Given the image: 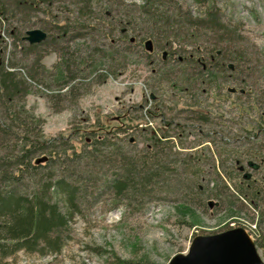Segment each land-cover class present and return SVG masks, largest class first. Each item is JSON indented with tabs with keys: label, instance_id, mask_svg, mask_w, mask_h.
Returning <instances> with one entry per match:
<instances>
[{
	"label": "rangeland",
	"instance_id": "1",
	"mask_svg": "<svg viewBox=\"0 0 264 264\" xmlns=\"http://www.w3.org/2000/svg\"><path fill=\"white\" fill-rule=\"evenodd\" d=\"M174 1L176 7L196 17H202L210 7H217L225 24L241 37L239 47L248 54L247 60L241 63L243 71L235 76H231L230 71L220 72L218 80L207 76L205 84L198 83L191 91L184 90L182 86L168 85L166 76H155L160 66L156 62L160 59L159 53L148 57L141 52L140 38L133 44L127 43L120 31L129 19L138 16L136 10L130 13L131 9L147 6V0H92L90 6L94 7V13L92 16L84 15L86 28L83 36L68 45L78 43L96 47L92 56L88 57L90 62H94L87 64L84 74L73 77L68 86L61 88L53 78L57 75L61 54L54 51L43 54L42 64L51 74H44V80L39 82L44 88L37 87L35 81L26 77L31 83L26 97L27 110L44 119L41 128L47 136L69 134L72 128H82L73 136L78 147L84 144L82 139L86 141L88 137H83L85 130L90 131L96 125L116 129L121 125L118 121L122 117L125 124L133 127L129 130L134 138L128 156L136 155L146 145H152V133H156L162 140V144L155 149L161 150L159 159L169 160L164 173L167 180L156 183L162 186L153 187L149 196L133 198L129 202L126 198L116 199L106 193L105 185L114 179V170H107L106 175L99 172L93 174L96 186H88L92 195L82 203L80 213L74 215L63 232L60 251L39 253L21 250L5 260L4 264H113L118 258L131 264H168L174 255L187 253L197 235L225 231L233 222L249 234L251 232V238L255 244L258 242L256 246L264 260L262 200L259 199L255 205V202L238 201L224 193L220 202L215 196H205L202 204H198L201 205L199 208L193 206L191 212L181 209V204L185 203V188L202 189L207 185L211 189L220 177L228 186L232 185V181L239 182L240 175V178L234 176L231 181L221 168L220 148L226 141L227 148L241 147L245 151L243 153H247L251 144L260 146L263 151L261 160L242 153L241 158L245 172H251L253 179L264 187V134L255 131L259 115L264 112V0ZM77 2L57 0L52 5L53 17L59 21L73 17L68 9L77 7ZM124 7L126 12L122 16L119 10ZM108 9L109 14L104 15V10ZM96 16L100 19L96 20ZM128 33L132 34L131 31ZM213 43L201 39L194 45L205 51L214 48ZM174 46L179 47V44L176 42ZM216 48L221 47L218 45ZM13 49L9 40L8 50ZM114 50L119 52L113 59L106 58ZM20 57L18 53L13 61L26 76ZM73 83L79 85L71 93L67 92ZM151 89L155 91L156 99L151 96ZM50 96L55 97L52 103ZM197 113H203L208 118H197ZM161 121L172 123L168 125L170 130L166 135L170 138L163 137L162 133L166 130ZM176 123L182 124V127L176 128ZM137 124L146 133L135 130ZM147 127L155 132H148ZM30 129L36 133L39 126L32 125ZM209 129L216 130L217 135L209 134ZM6 135H1L0 139L13 146L17 138ZM125 135L116 134L113 142L126 145ZM153 149L150 147L148 150ZM113 158L116 161L120 159L116 155ZM252 159L258 164L255 171L247 166ZM227 164L229 162H224V165ZM236 170L239 171L238 168ZM87 177L89 179V175ZM230 210L234 216L230 215Z\"/></svg>",
	"mask_w": 264,
	"mask_h": 264
},
{
	"label": "trees",
	"instance_id": "2",
	"mask_svg": "<svg viewBox=\"0 0 264 264\" xmlns=\"http://www.w3.org/2000/svg\"><path fill=\"white\" fill-rule=\"evenodd\" d=\"M56 1L0 0V136L7 134L6 136L17 138L13 146L0 139V262L3 264L21 250L59 252L64 238L63 232L69 227L74 215L80 213L79 207L82 203L90 199V188L96 186L92 180L95 179L93 174L99 172L106 175L107 170H114V179L105 185L106 193L116 199L126 198L129 202L133 198L136 200L149 196L153 187L162 186L156 183L167 180L164 173L169 160L159 159L161 150L155 149L158 144H162V140L156 133H152V145H146L136 155L128 156L134 138L129 130H133V127L125 124L122 117L118 121L121 125L116 129L113 126L107 128L96 125L97 128L85 130L83 137H88L86 141L82 139L84 144L78 147L74 144L73 136L82 128H72L69 134L47 136L41 128L44 119L27 110L26 97L31 90L28 79L35 81L37 87L44 88L39 82L51 74L42 64L43 54L50 51L61 54L57 75L53 77L61 88L68 86L73 77L84 74L87 64L94 62H90L88 57L92 56L96 47L78 43L68 45L83 36L82 32L86 28L83 23L84 15L94 13V7L90 6L92 0H77V7L68 9L73 17L60 21L53 17L55 15L52 5ZM147 3V6L145 4L131 9L130 13L136 10L138 16L134 15L129 19L125 26L120 27V31L127 43L133 44L140 38L141 52L148 57L159 53L160 59L156 62L160 66L155 76H166L168 85L182 86L184 90L191 91L198 83L205 84L207 76L218 80L220 72L230 71L231 76H235L243 71L241 63L247 60L248 54L239 47L241 37L225 24L217 7H210L202 17H196L183 11L181 7H176L174 0H147ZM104 11V15H107L110 9ZM119 11L121 15L125 14L126 7ZM97 19L100 18L96 16ZM134 23V27L130 26ZM35 27L45 31L46 38L30 43L25 39V34ZM201 39L214 41L215 47L205 51L197 49L195 45ZM9 40L12 41L13 50H8ZM176 42L179 47L174 46ZM218 45L221 48H216ZM118 52L114 50L106 58L112 60ZM18 53L26 76L22 69L16 68L13 61ZM78 85L79 83H73L67 92L71 93ZM151 96L156 99L154 90L151 91ZM54 98L50 96L51 103ZM197 115V118L203 120L208 118L203 113ZM161 122L166 130L162 133L163 137L170 138L166 135L170 130L168 125L172 123ZM36 124L39 129L35 133L30 127ZM181 127L182 124L176 123V128ZM255 127L256 133L260 131L264 134V112L259 115ZM147 128L148 132H155L150 127ZM135 130L146 133L145 129H139L138 124ZM209 131L213 136L218 133L213 129ZM246 131L252 132L251 129ZM116 134H126V145L113 142ZM226 143L220 148L221 168L231 181L234 176L240 175L239 182L232 181V185L228 186L220 177L211 189L207 185L202 189L185 188V203L181 204L183 211L191 212L193 206L199 208L201 205L198 204H202L205 196H215L220 202L226 193L238 201L243 199L250 204L255 202V205L260 199L264 206V187L261 182L260 186L253 179L251 172H245L241 158L242 153L261 160L263 151L260 146L251 144L247 153H243L245 151L241 147L227 148ZM149 146L154 149L148 150ZM115 155L120 158L118 161L113 158ZM253 159L247 162V166L255 171L258 164ZM224 162L229 164L224 165ZM230 212L233 215L232 210ZM256 244L258 245L257 241ZM113 264L131 262L118 258Z\"/></svg>",
	"mask_w": 264,
	"mask_h": 264
},
{
	"label": "water",
	"instance_id": "3",
	"mask_svg": "<svg viewBox=\"0 0 264 264\" xmlns=\"http://www.w3.org/2000/svg\"><path fill=\"white\" fill-rule=\"evenodd\" d=\"M46 38L42 29L26 32L25 39L30 43ZM168 264H264L257 246L242 227L225 231L197 235L192 240L187 253L174 255Z\"/></svg>",
	"mask_w": 264,
	"mask_h": 264
},
{
	"label": "bare ground",
	"instance_id": "4",
	"mask_svg": "<svg viewBox=\"0 0 264 264\" xmlns=\"http://www.w3.org/2000/svg\"><path fill=\"white\" fill-rule=\"evenodd\" d=\"M236 227H238V226H235V225L232 226V225H231V227H230L229 229H231V228H236ZM246 232H247V231H246ZM247 233H248V232H247ZM248 234H249V233H248ZM249 236L251 237V234H249Z\"/></svg>",
	"mask_w": 264,
	"mask_h": 264
},
{
	"label": "built area",
	"instance_id": "5",
	"mask_svg": "<svg viewBox=\"0 0 264 264\" xmlns=\"http://www.w3.org/2000/svg\"><path fill=\"white\" fill-rule=\"evenodd\" d=\"M234 225H235V223L233 222V223H232V226H234ZM250 234H251V232H250ZM251 236H252V235H251Z\"/></svg>",
	"mask_w": 264,
	"mask_h": 264
}]
</instances>
